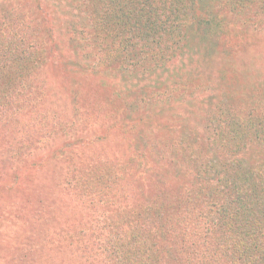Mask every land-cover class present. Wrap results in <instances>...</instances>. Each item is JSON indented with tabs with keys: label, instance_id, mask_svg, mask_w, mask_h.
<instances>
[{
	"label": "rangeland",
	"instance_id": "374dc122",
	"mask_svg": "<svg viewBox=\"0 0 264 264\" xmlns=\"http://www.w3.org/2000/svg\"><path fill=\"white\" fill-rule=\"evenodd\" d=\"M155 1L0 0V264L230 257L237 192L264 234V0Z\"/></svg>",
	"mask_w": 264,
	"mask_h": 264
},
{
	"label": "trees",
	"instance_id": "16d2710c",
	"mask_svg": "<svg viewBox=\"0 0 264 264\" xmlns=\"http://www.w3.org/2000/svg\"><path fill=\"white\" fill-rule=\"evenodd\" d=\"M112 1H116V0H112ZM126 1V0H125ZM124 2V1H122ZM148 2V3H147ZM155 0H140L138 9L136 11V13H138L136 16V20H144L145 23L147 21H149V14H151L152 10H155L154 4H155ZM118 3V2H117ZM124 12H122L120 20H118L115 18V22H113L114 26H121L125 27V24H129L130 26L134 27L133 24L135 23V20L133 18H129V16H124L123 15ZM124 14H128V13H124ZM123 15V16H122ZM120 21V23H119ZM155 23V22H154ZM153 23V24H154ZM165 26V25H164ZM164 26L159 25V30L161 31V35L163 33H165V31L170 30L171 25L169 26V29L165 28ZM164 28V30H163ZM146 29V31H150L148 35V37H151L152 34L155 31V28L152 25L147 26L146 24H144V30ZM127 30H132L131 27H128ZM153 31V32H152ZM227 109H230L229 107ZM232 115V118H234V112L230 113ZM170 160V159H169ZM197 163V158L194 156H191V158L188 161V165H195ZM175 163H173L174 166ZM199 169H203V164L201 163V165L199 166ZM195 171H198L196 169H194ZM165 172L167 175L170 174V170H166ZM192 180H196L195 177L192 178ZM234 187V186H233ZM169 188V187H168ZM231 189H234L231 187ZM208 190V189H207ZM211 190H208L205 193H209L210 194ZM236 197H234L232 200L230 199V202L227 203L226 205H223L220 207V209L218 210V212L220 214H222V221L224 222V230L225 231H234L235 228V232L238 233V236L235 235V247L232 249V254L230 257L223 255V253H221L220 251L215 250L216 248H211L210 250H208L207 254L211 253L212 257H214L215 259L213 261H206L204 262L205 264H258V262L261 261V259L264 257V251L262 248H259V245L261 244V246L264 244V238L261 237V235L264 236L263 232L261 233V235H255V230H253L254 224L253 221L250 220L249 218H247L244 214V212L247 209V205L244 203V201L240 198V195ZM170 193L169 189L167 190L166 194L167 196H169ZM177 194V193H176ZM176 194L172 195V198L176 199ZM203 195V192H197L196 195L193 196V199H196V204H192L191 205V210H199V203L201 201V197ZM179 202V201H178ZM180 205V204H179ZM172 209V207H169L168 210ZM176 209H179L178 207ZM174 210V209H172ZM171 210V211H172ZM170 211V213H171ZM198 212V211H197ZM195 215V218L197 217V213H193ZM246 219H249V221H245ZM168 222H171L170 219L168 218ZM176 227V225H173V228ZM240 230V231H238ZM242 230V231H241ZM171 233L169 235L168 242L173 244V246H167L165 247L169 258H168V262L169 264H172L173 262H177L178 260H180V257H184L185 259H187V257L192 256L195 258L197 255V251H196V247L192 245V243H190V246H187L188 249L184 248V241L183 238H181L182 236H176L174 233L175 230H170ZM235 234V233H234ZM166 235V233H165ZM156 245V243H153V246ZM158 249H160V251H162L161 247ZM159 251V250H157ZM159 253V252H158ZM180 255H179V254ZM161 256L164 255H158L153 254V262L149 263V264H161ZM205 259L209 260V257H207L206 255L204 256ZM196 260V259H195ZM197 261V260H196ZM195 261V263H196ZM200 263H202V261L198 260ZM257 261V263H256ZM194 263V264H195ZM142 264H146V262L142 263ZM259 264H264V263H259Z\"/></svg>",
	"mask_w": 264,
	"mask_h": 264
}]
</instances>
